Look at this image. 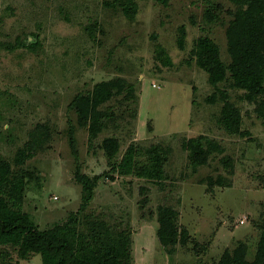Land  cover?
<instances>
[{
    "label": "rangeland",
    "instance_id": "1",
    "mask_svg": "<svg viewBox=\"0 0 264 264\" xmlns=\"http://www.w3.org/2000/svg\"><path fill=\"white\" fill-rule=\"evenodd\" d=\"M127 1L0 0V165L10 167L1 196L38 229H50L80 204L73 149L81 172L94 176L110 169L100 147L105 137L118 139V157L131 143L157 145L168 151L161 185L103 177L82 216L129 232L130 264H218L223 257L264 264V107L231 86L229 72L210 85L191 51L207 36L229 64V22L246 3L133 0L137 12L128 19L121 7ZM217 4L222 10L208 19L206 9ZM100 82L122 89L96 107L104 126L90 140L91 97ZM219 91L240 113L238 132L220 122ZM199 135L224 151L193 166L183 142ZM161 206L175 212L176 233L165 244L156 235ZM0 264L41 261L36 254L21 261L7 244Z\"/></svg>",
    "mask_w": 264,
    "mask_h": 264
},
{
    "label": "trees",
    "instance_id": "2",
    "mask_svg": "<svg viewBox=\"0 0 264 264\" xmlns=\"http://www.w3.org/2000/svg\"><path fill=\"white\" fill-rule=\"evenodd\" d=\"M155 1L163 5L168 3V0ZM244 2L245 9H239L233 20L229 22L228 47L232 54L229 64L226 65L221 60L219 47L207 36L198 37L191 51L196 65L207 73V81L210 85L217 87L229 72L231 86L243 90L245 98L249 102L257 103L258 110L262 111L264 57L261 56V51L264 50V0H244ZM121 7L128 19L135 17L137 4L133 0L122 3ZM221 10L220 4L207 8L206 17L214 20L217 18V12ZM179 33L177 44L182 48L185 37L184 26L179 27ZM115 88L116 90L113 89L112 82H100L94 87V95L91 97V116L88 121L90 140L94 139L104 126L96 107L110 100L115 93L121 92L119 83L115 82ZM193 91L195 87H192ZM219 93L223 99L220 122L230 133L238 132L240 113L228 101L226 92L219 91ZM207 99L214 102L215 93ZM191 102L193 103L194 100ZM77 105L79 106L80 103L78 102ZM79 116L87 122V115L81 108ZM183 146L189 149L193 166L204 164L207 156L214 151L219 153L224 151L216 141L202 135L187 139L183 142ZM100 147L110 163V169L94 176L81 172L78 153L75 149L72 151L75 158L74 179L81 187L80 204L76 213L70 215L62 224L40 230L27 213L15 212L9 208L0 193V245L15 246L19 259L25 262L30 255L36 254L40 256L41 264H130L131 234L125 231L114 233L105 221L88 218L82 214L89 207L95 188L103 177L113 180L114 174L134 176L161 185L168 151L157 145L144 148L131 143L118 157L120 144L118 139L112 136L103 138ZM9 172L8 164L0 165V189ZM141 189L143 191L145 188ZM174 215L175 212L171 208L164 206L158 208L159 226L156 235L161 244H165L175 236ZM79 225L85 229L78 230ZM255 263L259 264L257 261ZM218 264L248 263L240 259L223 257Z\"/></svg>",
    "mask_w": 264,
    "mask_h": 264
}]
</instances>
